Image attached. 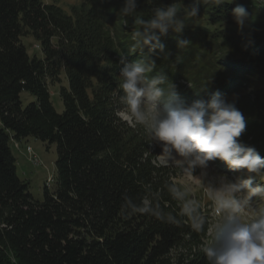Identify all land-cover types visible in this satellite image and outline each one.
Returning a JSON list of instances; mask_svg holds the SVG:
<instances>
[{"label": "trees", "instance_id": "1", "mask_svg": "<svg viewBox=\"0 0 264 264\" xmlns=\"http://www.w3.org/2000/svg\"><path fill=\"white\" fill-rule=\"evenodd\" d=\"M54 1L0 0V264H209L202 251L208 212L199 205L206 223L194 229L183 210L189 197L170 190L182 192L179 168L159 163L157 141L117 115L121 59L150 56L152 75L165 74V87L172 82L188 104L216 91L229 98L264 81V22L239 24L231 3L201 4L206 26L170 30L161 52L134 47L139 23L120 13L124 0L70 11ZM151 7L137 0V15L147 19ZM25 37L39 42V53L30 54ZM178 39L189 41L183 50ZM58 83L62 112L50 91ZM23 91L35 97L26 106ZM262 101L244 94L235 103L246 119L238 140L264 157ZM29 136L57 146V187H45L43 200L19 175L13 151V140Z\"/></svg>", "mask_w": 264, "mask_h": 264}, {"label": "clouds", "instance_id": "2", "mask_svg": "<svg viewBox=\"0 0 264 264\" xmlns=\"http://www.w3.org/2000/svg\"><path fill=\"white\" fill-rule=\"evenodd\" d=\"M147 3L153 5L147 19L137 15V0H124L120 13L124 17L135 16L139 23V29L131 35L135 48L149 47L163 52L161 38L170 30L180 34L188 24H196L201 4L216 7L236 0H192L188 5L183 0L168 4L147 0ZM232 14L239 24L249 18L246 8L238 3ZM188 43L177 40L182 50ZM121 63L124 67L117 78L122 93L120 103L134 124L144 129L150 142H163L161 155L176 160L175 153L193 173L197 167L207 169L209 162L217 159L232 170H246L244 179L233 181L221 175L205 183L207 195L220 214L211 241L202 248L209 264H264V208L253 216L246 212L252 207L253 197L264 202V185L253 186L257 177L264 181V157L255 147L238 140L246 129V119L235 101L216 91L207 101L188 104L178 97L172 82L165 87L168 83L165 74L152 75L156 62L150 56L127 62L122 55ZM170 190L185 200V193L175 186ZM198 208L192 201L183 204L184 212L193 219V228L200 231L206 220Z\"/></svg>", "mask_w": 264, "mask_h": 264}, {"label": "rangeland", "instance_id": "3", "mask_svg": "<svg viewBox=\"0 0 264 264\" xmlns=\"http://www.w3.org/2000/svg\"><path fill=\"white\" fill-rule=\"evenodd\" d=\"M54 2L62 6L65 10L70 11L73 5L84 3L93 4L94 0H55ZM237 3L245 6L250 10L248 12L249 18L245 21L261 20L264 22V1L236 0V3L231 4L237 5ZM201 12L202 14L198 13V17L195 19L196 24H188L185 27L184 31L187 32L190 29H203L206 26L205 12L202 10ZM24 41L29 47L30 54L40 52L41 49L39 42H36L32 37H25ZM63 79L64 83L68 84L64 71ZM60 88L61 84L59 83L51 85L50 91L52 94V101L56 109L62 112L65 108V105L60 95ZM244 94H249L250 97H255L257 95H259L260 97H264V81L257 80L250 87L248 86L246 89H243V91L241 90L235 92L226 99L229 101H236V99H239ZM21 98L23 100L24 106L28 105L35 99L34 95L29 91H23L21 94ZM260 105L263 106L264 101H262ZM119 113L122 119L128 121L129 123H134L123 105L120 106ZM250 141L252 142V139ZM15 144H18L19 146H16ZM153 146L154 148L156 146L160 147V152L157 157L159 163L172 165L179 168V173L175 177V181L180 190L187 194V196L189 197V201L200 205L203 208V211L208 212V215L210 216V225L208 237L204 239V242H210L212 239V230L215 227L216 223L219 221L220 214L218 209L214 206L207 195L205 183L209 181H215L221 175H226L233 181H236L237 179H244L247 178L246 170H232L229 168L226 162L217 159L215 161H210L207 169H201L197 167L193 173L190 169L187 168L185 162L180 160L183 158L179 157L175 153L174 155L176 160L169 159L167 154L161 155L163 152V142L157 141L155 142V144H153ZM13 151L17 157L19 175L29 182L30 191L33 194L34 198L43 200L45 187L49 188L51 191H54L57 187L58 172L56 160L58 157V153L56 144H49L34 136H29L26 139H21L18 141L13 140ZM204 173H207V175H204ZM199 178H201L203 181ZM258 185H264V182L261 181L259 183H256L255 181H253L254 187ZM251 204L252 207L246 210L248 216H253L258 209L264 208V202L259 201L255 197H253Z\"/></svg>", "mask_w": 264, "mask_h": 264}, {"label": "built area", "instance_id": "4", "mask_svg": "<svg viewBox=\"0 0 264 264\" xmlns=\"http://www.w3.org/2000/svg\"><path fill=\"white\" fill-rule=\"evenodd\" d=\"M16 146H19L18 144H15Z\"/></svg>", "mask_w": 264, "mask_h": 264}]
</instances>
